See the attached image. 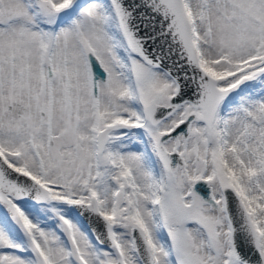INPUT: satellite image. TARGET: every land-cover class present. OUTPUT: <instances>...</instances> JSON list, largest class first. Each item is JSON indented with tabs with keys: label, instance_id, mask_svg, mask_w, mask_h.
<instances>
[{
	"label": "snow or ice",
	"instance_id": "obj_1",
	"mask_svg": "<svg viewBox=\"0 0 264 264\" xmlns=\"http://www.w3.org/2000/svg\"><path fill=\"white\" fill-rule=\"evenodd\" d=\"M0 264H264V0H0Z\"/></svg>",
	"mask_w": 264,
	"mask_h": 264
}]
</instances>
